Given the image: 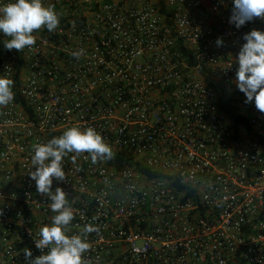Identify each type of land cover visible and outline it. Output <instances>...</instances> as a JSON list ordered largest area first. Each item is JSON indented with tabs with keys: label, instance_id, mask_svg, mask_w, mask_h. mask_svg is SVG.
I'll list each match as a JSON object with an SVG mask.
<instances>
[{
	"label": "built area",
	"instance_id": "obj_1",
	"mask_svg": "<svg viewBox=\"0 0 264 264\" xmlns=\"http://www.w3.org/2000/svg\"><path fill=\"white\" fill-rule=\"evenodd\" d=\"M42 2L63 19L55 31L20 52L0 33V77L15 94L0 107V264L41 254L34 240L55 213L28 175L33 145L73 126L158 174L64 158L52 190L68 195L69 235L99 229L86 264H264V113L235 83L243 36L264 21L237 29L232 0ZM220 91L244 122L220 108Z\"/></svg>",
	"mask_w": 264,
	"mask_h": 264
},
{
	"label": "clouds",
	"instance_id": "obj_2",
	"mask_svg": "<svg viewBox=\"0 0 264 264\" xmlns=\"http://www.w3.org/2000/svg\"><path fill=\"white\" fill-rule=\"evenodd\" d=\"M232 10L229 23L237 29L247 22L260 19L264 21V0H232ZM60 23V16L54 6H45L42 0H14L0 6V33L9 39L3 42L8 51H23L36 43L34 32L46 28L55 31ZM245 43L237 56V71L235 83L239 91L246 96V103L254 101L256 109L264 113V31L252 29L243 36ZM222 38L216 40V45L222 46ZM84 50L74 51L71 55L79 60ZM14 81L0 77V107H7L15 98ZM34 155L31 157V170L28 175L35 181L36 192L47 197L50 209L55 215L51 223L40 227L34 240L40 255L33 258L32 251L23 250L26 264H86L83 254L90 249L87 235L98 232V227L85 225L81 234L69 235L74 212L69 204L67 193L56 187L52 190L53 180L64 181L67 177L63 170V160L69 154L75 163L77 157L87 154L91 163L111 160L115 156L111 145L105 142L103 136L92 127L81 130L71 127L58 137H53L47 143L33 145Z\"/></svg>",
	"mask_w": 264,
	"mask_h": 264
},
{
	"label": "trees",
	"instance_id": "obj_3",
	"mask_svg": "<svg viewBox=\"0 0 264 264\" xmlns=\"http://www.w3.org/2000/svg\"><path fill=\"white\" fill-rule=\"evenodd\" d=\"M63 19L60 18V21H62ZM35 33V32H34ZM190 63H192V61L190 60ZM205 81L209 84V85H213V83L211 82V79L209 78V76H205ZM219 106L220 108L226 113V115L231 118L232 120H234L235 122H244L243 117H241L240 115H238L235 111V104L233 103L232 100H230L228 97H226L225 93L220 91V96H219ZM110 163H115L118 167H121L125 164H132L136 166V169L139 170L140 172H145L147 173L149 176H157L158 174L155 172H150L149 170L142 168L138 162H134L133 159L127 155V154H123L120 153L119 156L117 157V159H115V161L113 159L109 160Z\"/></svg>",
	"mask_w": 264,
	"mask_h": 264
},
{
	"label": "rangeland",
	"instance_id": "obj_4",
	"mask_svg": "<svg viewBox=\"0 0 264 264\" xmlns=\"http://www.w3.org/2000/svg\"><path fill=\"white\" fill-rule=\"evenodd\" d=\"M1 37L4 38V40L2 42H4L5 40L9 39L8 37L4 36L3 34H1Z\"/></svg>",
	"mask_w": 264,
	"mask_h": 264
}]
</instances>
